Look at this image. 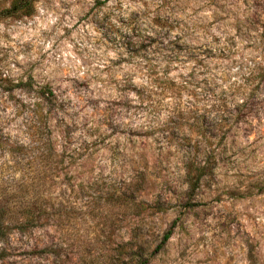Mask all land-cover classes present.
<instances>
[{"label": "rangeland", "instance_id": "obj_1", "mask_svg": "<svg viewBox=\"0 0 264 264\" xmlns=\"http://www.w3.org/2000/svg\"><path fill=\"white\" fill-rule=\"evenodd\" d=\"M13 1L0 264H264V0Z\"/></svg>", "mask_w": 264, "mask_h": 264}, {"label": "trees", "instance_id": "obj_2", "mask_svg": "<svg viewBox=\"0 0 264 264\" xmlns=\"http://www.w3.org/2000/svg\"><path fill=\"white\" fill-rule=\"evenodd\" d=\"M34 4H35V0H14L10 6L9 9H7L5 11V14L7 16H18V17H29L32 16L34 13ZM32 79L29 80V82L27 83H23V81H19V82H15L13 80H9L7 78L3 79V85L2 88L6 91V92H10L13 93L15 90H21L24 89L25 87H29V90H33L32 88ZM38 93V99L42 100H47V101H51L54 98V93L53 91H51V89L49 88H45V87H41L39 88L38 91H36ZM41 104L37 103L36 104V108L34 109V113L37 115H40L41 117H37L40 123H43L44 127L46 128L47 125V117H43V110L40 108ZM7 136L0 130V151H2L3 153L6 154V157H8L9 155L13 154V150L15 149L14 146L10 145V140L8 138H6ZM8 163H4L2 165V167H7ZM207 167V162L205 164L202 163H195V162H191L185 165V170H186V174H187V180H188V184L192 188L194 189L196 187V185H198L201 181V179L203 178V174L204 171ZM133 203V210L135 209H140L143 208L141 206V204L137 205L135 203V200L132 201ZM13 204V203H11ZM34 206V204H32ZM27 206V210L29 211L30 209H34L32 206H30V204L25 205ZM5 207V210L7 208L6 205L2 206V208ZM25 208V209H26ZM39 209H41V207H39ZM4 210V212H6ZM3 211V209L1 210ZM30 213H32V211H30ZM29 213V214H30ZM2 216L0 215V220L4 221L3 218H1ZM28 219H33L32 216H28ZM3 224V223H2ZM1 225V223H0ZM171 236V232H168L165 235L164 241L161 244V246L159 248L162 247V245L170 238ZM139 264H148V260H144Z\"/></svg>", "mask_w": 264, "mask_h": 264}]
</instances>
